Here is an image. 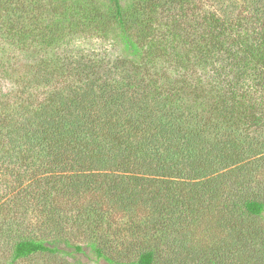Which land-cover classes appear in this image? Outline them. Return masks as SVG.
<instances>
[{
	"label": "trees",
	"instance_id": "16d2710c",
	"mask_svg": "<svg viewBox=\"0 0 264 264\" xmlns=\"http://www.w3.org/2000/svg\"><path fill=\"white\" fill-rule=\"evenodd\" d=\"M209 1L0 0V264H264V0Z\"/></svg>",
	"mask_w": 264,
	"mask_h": 264
},
{
	"label": "rangeland",
	"instance_id": "374dc122",
	"mask_svg": "<svg viewBox=\"0 0 264 264\" xmlns=\"http://www.w3.org/2000/svg\"><path fill=\"white\" fill-rule=\"evenodd\" d=\"M209 5L214 6V2L210 0L208 2ZM0 39V44H2ZM83 44L85 47L99 49V50H111V46L108 43H103L101 40L92 38L91 40L79 42ZM77 43V44H79ZM13 56V57H12ZM11 58H15V61L18 62L16 68V77H14L13 81H17L18 76L23 72V59L18 55V53H14L10 56ZM20 57V58H19ZM13 81L8 80L7 78H3L0 76V86L3 87L4 91H7L12 87ZM212 219V217H211ZM208 219L210 221H202L198 225V228L195 231L194 240L201 246L202 251H204L202 259L207 261H211L215 259L217 254H214L211 250L214 246H217L220 242V239L223 237L221 235V230L215 224L214 221ZM255 225H258L260 228H264V214L262 217L254 219ZM199 248V249H201ZM2 251V252H1ZM9 244L0 245V254L5 255L6 257L9 255ZM220 255V254H219ZM79 260L80 264H110L103 259H97L95 255H93L89 250L86 251V254H76L75 258L66 257L62 255L50 256V255H36L34 257L28 258L26 260L21 261L18 264H77L75 260Z\"/></svg>",
	"mask_w": 264,
	"mask_h": 264
}]
</instances>
